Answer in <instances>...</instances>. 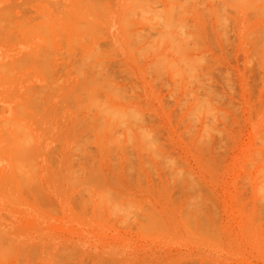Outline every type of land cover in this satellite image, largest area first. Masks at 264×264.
Masks as SVG:
<instances>
[{"label":"rangeland","instance_id":"obj_1","mask_svg":"<svg viewBox=\"0 0 264 264\" xmlns=\"http://www.w3.org/2000/svg\"><path fill=\"white\" fill-rule=\"evenodd\" d=\"M238 1L0 0V264H264V2Z\"/></svg>","mask_w":264,"mask_h":264},{"label":"bare ground","instance_id":"obj_2","mask_svg":"<svg viewBox=\"0 0 264 264\" xmlns=\"http://www.w3.org/2000/svg\"><path fill=\"white\" fill-rule=\"evenodd\" d=\"M37 1H38V0H37ZM44 1H45V0H44ZM170 1H171V0H170ZM172 1H173V0H172ZM240 1H243V0H240ZM240 1H238V2H240ZM251 1H252V0H251ZM28 2H29V1H28ZM54 2H55V1H54ZM227 2H228V1H227ZM244 2H245V0H244ZM257 2H260V1L257 0ZM263 2H264V0H263ZM46 3H47V2H46ZM56 3H57V2H56ZM56 3H55V4H56ZM235 3H236V2H235ZM240 3H241V2H240ZM52 4H53V3H52ZM224 4H225V3H224ZM224 4H223V6H225ZM227 4H228V3H227ZM230 4H231V2H230ZM233 4H234V3H233ZM233 4H232V5H233ZM236 4H237V3H236ZM250 4H251V3H250ZM252 4H253V3H252ZM252 4H251V5H252ZM255 4H256V3H255ZM170 5H172V4H170ZM245 5H246V4H245ZM32 6H33V5H32ZM50 6H51V5H50ZM52 6H53V5H52ZM52 6H51V7H52ZM174 6H176V5H174ZM174 6H173V7H174ZM233 6H234V5H233ZM233 6H232V7H233ZM53 7H54V6H53ZM229 7H230V6L228 5V8H229ZM174 8H175V7H174ZM220 8H221V7H220ZM53 9H54V8H53ZM224 9H226V7H225ZM230 9H231V8H230ZM54 10H55V9H54ZM221 10H223V9H221ZM53 12H54V11H53ZM56 12H57V11H56ZM225 12H226V10H225ZM58 13H59V12H58ZM61 14H63V13H61ZM45 16H46V15H45ZM45 16H43V18H45ZM41 17H42V16H41ZM20 18H21V17H20ZM24 18H26V17H24ZM10 19H11V18H10ZM10 19H9V20H10ZM47 19H48V18H47ZM141 19H143V18H141ZM147 19L149 20V18H145V20H147ZM150 19H151V18H150ZM224 19H225V18H224ZM143 20H144V19H143ZM153 20H154V19H153ZM153 20H152V21H153ZM222 20H223V19H222ZM225 20H226V19H225ZM23 21H24V20H23ZM159 21H160V19H159ZM169 21H170V19H169ZM169 21H166V22L168 23ZM4 22H5V21H4ZM30 22H31V21H30ZM47 22H48V20H47ZM65 22H66V21H65ZM143 22H144V21H143ZM145 22H146V23H149V22H147V21H145ZM163 22H164V21H163ZM171 22H172V21H171ZM174 22H175V21H174ZM22 23H23V22H22ZM25 23H26V22H25ZM152 23H153V22H152ZM156 23H157V21H156ZM176 23H177V22H176ZM3 24H5V23H3ZM28 24H29V23H28ZM48 24H49V22H48ZM159 24H160V23H159ZM168 24H169V23H168ZM170 24H171V23H170ZM46 25H47V24H46ZM177 25H178V24H177ZM9 26H10V25H9ZM19 26H20V25H19ZM55 26H56V25H54V27H55ZM157 26H158V25H157ZM157 26L155 25L154 27H157ZM164 26H165V28H166L167 24H164ZM168 26H169V25H168ZM168 26H167V27H168ZM4 27H5V26H4ZM16 27H18V26H16ZM57 27H58V26H57ZM57 27H56V28H57ZM159 27L161 28V26H159ZM177 27H178V26H177ZM37 28H38V27H37ZM45 28H46V27H45ZM157 28H158V27H157ZM165 28H163V29H165ZM6 29H7V28H6ZM19 29H20V28H19ZM167 29H168V28H167ZM167 29H166V30H167ZM3 30H4V29H3ZM49 30H50V29H49ZM63 30H64V29H63ZM152 30H153V29H152ZM177 30H178V28H177ZM10 31H11V30H10ZM55 31L57 32L56 29H55ZM153 31H154V30H153ZM170 31H171V30H170ZM170 31H169V33H170V35H171V32H170ZM179 31H180V30H179ZM18 32H19V31H18ZM59 32H60V31H59ZM154 32H158V31H154ZM5 33H6V32H5ZM9 33H10V32H9ZM13 33H15V32H13ZM50 33H51V31H50ZM180 33H181V32H180ZM182 33H184V31H183ZM182 33H181L180 36H182ZM7 34H8V32H7ZM32 34H33V33H32ZM34 34H35V33H34ZM57 34H58V33H57ZM174 34L176 35L177 33L175 32ZM174 34H173V35H174ZM49 35H50V34H49ZM161 35H162V37H163V33H162ZM177 35H178V34H177ZM224 35H225V34H224ZM31 36H32V35H31ZM159 36H160V35H159ZM180 36H179V37H180ZM188 36H189V38H190V35H189V34H188ZM11 37H12V36H11ZM164 37H165V35H164ZM185 37H186V36H185ZM191 37H192V36H191ZM51 38H52V37H51ZM172 38H173V37H172ZM183 38H184V37H183ZM183 38H181V39H183ZM189 38L187 37V40H186V41H188ZM10 39H11V38H10ZM48 39H49V38H48ZM159 39H160V37H159ZM165 39H166V37H165ZM174 39H175V37H174ZM191 39H192V38H191ZM191 39H190V40H191ZM178 40H179V39H178ZM190 40H189V41H190ZM47 41H48V40H47ZM142 41H143V40H142ZM148 41H150V40H148ZM160 41H161V40H160ZM175 41H176V39H175ZM184 41H185V39L182 40V43H183ZM1 42H2V41H1ZM15 42H16V41H15ZM24 42H25V41H24ZM50 42H51V41H50ZM158 42H159V40H158ZM162 43H163V41H162ZM168 43H169V42H168ZM184 43H186V42H184ZM184 43H183V44H184ZM188 43H189V42H188ZM190 43H191V42H190ZM10 44H11V43H10ZM160 44H161V42H160ZM172 44H173V46L176 47V45L178 46L180 43H179V44H175V42H174V43H172ZM174 44H175V45H174ZM183 44H181V45L184 46ZM7 45H8V44H7ZM146 46H147V45H146ZM169 46H170V44H169ZM171 46H172V45H171ZM173 46H172V47H173ZM179 46H180V45H179ZM179 46H178V47H179ZM188 46H189V45H187V47H188ZM143 47H144V46H143ZM190 47H191V46H190ZM173 48H174V47H173ZM181 48H182V47H181ZM52 49H53V47H52ZM158 49H159V48H158ZM176 49H177V48H176ZM179 49H180V48H179ZM182 49H184V48H182ZM49 50H50V49H49ZM177 50H178V49H177ZM191 51H193L192 48H191ZM176 52H177V51H176ZM187 52H188V51H187ZM52 53H53V52H52ZM174 53H175V52H174ZM177 53L179 54L180 51L177 52ZM181 53H182V52H181ZM185 53H186V52H185ZM191 53H192V52H191ZM182 54H183V53H182ZM189 54H190V52H189ZM37 55H38V54H37ZM50 55H51V54H50ZM25 56H26V55H25ZM32 56H33V55H32ZM32 56H31V57H32ZM43 56H44V54H43ZM45 56H46V55H45ZM47 56H49V54H48ZM189 56H190V55H189ZM20 57H21V56H20ZM187 57H188V56H187ZM187 57H186V58H187ZM157 58H158V56H157ZM181 58H183V57H180V59H181ZM186 58H185V56H184V59H182V60H184V61H183V64H184V62L186 61ZM188 58H189V57H188ZM193 58H194V56H193ZM193 58H189V59L192 60ZM42 59H43V58H42ZM167 59H168V58H167ZM189 59H188V60H189ZM155 60H156V59H155ZM161 60H162V59H161ZM23 61H24V60H23ZM167 61H168V60H167ZM177 61H178V59H177ZM189 61H190V60H189ZM170 62H171V61H170ZM174 62H175V61H173V63H174ZM186 62H187V61H186ZM190 62H191V61H190ZM12 63H13V62H12ZM168 63H169V62H168ZM179 63H181V60H180V62L178 61V64H179ZM196 63H197V61H196ZM6 64H7V63H6ZM185 64H186V63H185ZM0 65H1V64H0ZM155 65H156V64H155ZM157 65L159 66V64H157ZM157 65H156V66H157ZM160 65H161V64H160ZM175 65H176V64H175ZM187 65H188V67H190L189 64H187ZM3 66H4V65H3ZM161 66H162V65H161ZM173 66H174V65H173ZM176 66H177V65H176ZM176 66H175V67H176ZM178 66H179V65H178ZM185 66H186V65H185ZM191 66H192V65H191ZM22 67H23V66H22ZM168 67H169V66H168ZM168 67H167V68H168ZM171 67H172V66H171ZM0 68H1V67H0ZM13 68H14V67H13ZM23 68H24V67H23ZM35 68H36V66H35ZM159 68H161V67H159ZM172 68H174V67H172ZM178 68H179V67H177V69H178ZM183 68H184V67H183ZM192 68H193V67H192ZM11 69H12V68H11ZM16 69H17V68H16ZM180 69H181V68H180ZM184 69H185V68H184ZM184 69H183V70H184ZM190 69H191V67H190ZM171 70H172V69H171ZM174 70H176V69H174ZM181 70H182V69H181ZM186 70L189 71V69H186ZM186 70H184V75H185ZM191 70H192V69H191ZM34 71H35V70H34ZM36 71H37V70H36ZM158 71H159V70H158ZM8 72H9V70H8ZM30 73H31V72H30ZM11 74H12V72H11ZM33 75H34V74H33ZM33 75H32V76H33ZM38 76H39V75H38ZM1 77H2V76H1ZM25 77H26V76H25ZM2 80H3V79H2ZM15 80H16V79H15ZM24 82H25V81H24ZM25 90H26V89H25ZM15 93H17V91H16ZM25 93H26V92H25ZM29 94H30V93H29ZM9 95H11V94H9ZM14 96H15V95H14ZM19 96H20V95H19ZM6 97H7V96H6ZM6 97H5V99H6ZM31 98H32V97H31ZM7 100H8V99H7ZM23 100H24V99H23ZM29 100H30V99H29ZM31 100L33 101V99H31ZM32 101H31V102H32ZM29 102H30V101H29ZM23 103H24V102H23ZM24 105H25V104H24ZM16 106H17V105H16ZM19 106H20V105H19ZM21 107H22V106H21ZM2 108H3V107H2ZM30 108H31V107H30ZM106 109H107V108H106ZM109 109H111V108H109ZM24 110H25V109H24ZM114 110H116V108H115ZM17 111H18V109H17ZM107 111H109V110H107ZM117 111H119V110L117 109ZM123 111H124V110H123ZM114 112H115V111H114ZM121 112H122V109H121ZM121 112H120V113H121ZM108 113H109V112H108ZM122 113H123V112H122ZM24 114H25V113H24ZM101 114H102V113H101ZM103 114H104V113H103ZM106 114H107V112H106ZM110 114H111V110H110ZM115 114L117 115V113L115 112V113H114V116H112V119H113V118H116V117H115V116H116ZM123 114H124V113H123ZM123 114H122V116H123ZM29 115H30V114H29ZM112 115H113V114H112ZM32 116H33V115H32ZM122 116H121V114H120V117H122ZM126 116H127V115H125V117H126ZM105 117H108V116H105ZM110 117H111V116H110ZM118 117H119V115H118ZM23 118H24V117H23ZM76 118H77V117H76ZM108 118H109V117H108ZM123 118H124V117H123ZM127 118H128V117H127ZM24 119H25V118H24ZM27 119H28V117H27ZM32 119H34V118H32ZM103 119H105V118L103 117ZM112 119H111V120H112ZM117 119H118V120H117ZM117 119H116V120H117V122H118V121H119V118H117ZM128 119H129V118H128ZM12 120H13V119H12ZM14 120H15V119H14ZM14 120H13V122H14ZM73 120H74V119H73ZM36 121H37V120H36ZM45 121H46V120H45ZM120 121L123 123L122 120H120ZM7 122H8V121H7ZM47 122H48V121H47ZM47 122H46V125H47ZM74 122H75V121H73L72 123H74ZM103 122H104V121H103ZM112 122L115 123V120L112 121ZM112 122H111L110 124H112ZM125 122H126V121H125ZM36 123H38V122H36ZM36 123L33 122V124H35V125L37 126L36 129H40L39 124H36ZM72 123H71V125H72ZM76 123H77V122H76ZM4 124H5V123H4ZM15 124H16V125H15ZM119 124H120V122H119ZM12 125H15L16 127L18 126V128H19V125H20V124H19V123H13ZM102 125L104 126L105 124H102ZM117 125H118V124H117ZM124 125H125V124H124ZM131 125H132V124H131ZM15 126H14V128H15ZM47 126H49V124H48ZM47 126H46V128H47ZM108 126H109L108 129L111 128V125H108ZM113 126H114V125H113ZM122 126H123V125H122ZM132 126H133V125H132ZM5 127H6V126H5ZM7 127H8V126H7ZM21 127H24V126H21ZM38 127H39V128H38ZM119 127H121V126H119ZM46 128H45V129H46ZM48 128H49V127H48ZM127 128H129V127H127ZM21 129L24 130V128H21ZM103 129H104V127H102V130H103ZM124 129H126V128H124ZM1 130H2V128H1ZM14 130L16 131V129H14ZM14 130H13V132H14ZM100 130H101V129H100ZM21 131H22V130H21ZM26 131L28 132V130H26ZM107 131H108V130H107ZM119 131H120V130H119ZM121 131H122V130H121ZM135 131H136V130H135ZM2 132H3V131H2ZM17 132H19V131L17 130ZM22 132H24V133L26 134L25 131H22ZM113 132H114V131H113ZM127 132H128V131H127ZM127 132H126V133H127ZM138 132H139V131H138ZM3 133H4V132H3ZM11 133H12V132H11ZM24 133L21 134V135H23V140H24V137H25V136H24ZM114 133H116V132H114ZM117 133H118V131H117ZM129 133H130V135H131V134H134V133H131V132H129ZM129 133H128V134H129ZM139 133H140V132H139ZM141 133H142V132H141ZM4 134H5V133H4ZM12 134H13V133H12ZM12 134H11V135H12ZM119 134H120V133H119ZM137 134H138V133H137ZM15 135H16V134H14V136H15ZM28 135H29V134H28ZM109 135H110V133H109ZM111 135H113V134H111ZM126 135H127V134H126ZM140 135H142V134H140ZM4 136H6V134H5ZM8 136H10V135H7V137H8ZM14 136H12V137L14 138ZM18 136H19V135H18ZM31 136H32V135H31V132H30V137H31ZM100 136H101V135H100ZM116 136H117V135H116ZM127 136H128V135H127ZM132 136H133V135H132ZM132 136H131V137H132ZM134 136H135V135H134ZM15 137H16V136H15ZM26 137H27V136H26ZM118 137H121V136L118 135ZM128 137H129V136H128ZM131 137H130V139H131ZM10 138H11V137H10ZM18 138L20 139V137H18ZM28 138H29V136H28ZM112 138H113V137H112ZM122 138H123V137H122ZM3 139H4V138H3ZM21 139H22V138H21ZM26 139H27V138H26ZM26 139L24 140V142L26 141ZM29 139H31V138H29ZM32 139H33V138H32ZM32 139H31V142L29 141L30 143H32ZM109 139H110V138H109ZM127 139H128V138H127ZM139 139H143V138L140 137ZM262 139H264V138H262ZM262 139H261V140H262ZM8 140L11 141V139H8ZM13 140L16 141V138L13 139ZM17 140H18V139H17ZM23 140H21L22 142H18V141H17L18 144H19V143H21V145L25 144V143H23ZM27 140H28V139H27ZM110 140H111V139H110ZM121 140H122V139H121ZM131 140H132V139H131ZM10 141H9L8 143H10ZM14 141H11V142H14ZM99 141H100V137H99ZM143 141H144V139H143ZM259 141H260V140H259ZM4 142H5V141H4ZM17 142H16V143H17ZM100 142H101V141H100ZM126 142H129V141H126ZM131 142H132V141H131ZM140 142H142V141H140ZM8 143L6 144V147H7ZM108 143L111 144L112 142H111V141H108ZM143 143L146 144V142H143ZM143 143H142V145H143ZM261 143H262V145H263V143H264L263 140H262ZM28 144H29V143H28ZM28 144H27V145H28ZM32 144H33V143H32ZM104 144H105V143H104ZM115 144H116V143H115ZM117 144H118V143H117ZM124 144H125V143H124ZM128 144H129V143H128ZM134 144H135V143H134ZM145 144H144V145H145ZM27 145H26V146H27ZM29 145H30V144H29ZM33 145H35V144H33ZM33 145H32V146H33ZM112 145H113V144H112ZM255 145H256V144H255ZM258 145H259V144H258ZM24 146H25V145H24ZM24 146H22V147H24ZM26 146H25V147H26ZM119 146H120V145H119ZM6 147H5V149H6ZM13 147H14V146H13ZM18 147H19V145H18ZM123 147H125V146H123ZM3 148H4V147H3ZM20 148H21V147H20ZM27 148H28V147H27ZM32 148H34V147H31V149H32ZM31 149H30V151H31ZM21 150H22V149H21ZM5 151L7 152V150H5ZM30 151H29V150H28V151L26 150V152H28V153L34 152V151H31V152H30ZM6 152H5V154H6ZM21 152H22V151H21ZM260 152H261V151H260ZM13 153L15 154L16 152L13 151ZM256 154H257V152H256ZM15 155H16V154H15ZM29 155H30V154H29ZM260 156H261V158H263L262 155H260ZM24 157H25V156H24ZM30 157H31V156H30ZM30 157H29V158L26 157V158L28 159V160L26 159V162H28L29 159L32 158V157H31V158H30ZM259 158H260V157H259ZM13 159H14V158H13ZM22 159H24V158H22ZM13 161H14V160H12V162H13ZM16 161H17V160H16ZM30 161H31V160H30ZM251 161H252V160H251ZM251 161H249V162H251ZM261 161H263V160L261 159ZM23 162H25V161H23ZM256 162H258V161H256ZM28 163L31 164V162H28ZM253 163H254V161H252V164H253ZM23 164H24V163H23ZM23 164H22V166H23ZM34 164H35V163H34ZM34 164H33V165H34ZM248 164H249V163H248ZM248 164H247V165H248ZM252 164H251V165H252ZM254 165H255V164H254ZM254 165H253V166H254ZM16 166H17V165H16ZM20 166H21V165H20ZM28 166H29V165H28ZM35 166H36V165H35ZM18 167H19V165H18ZM23 167H24V166H23ZM34 168H36V167H34ZM262 168H264V167H262ZM25 169H26V168H25ZM27 169H28V168H27ZM263 170H264V169H263ZM263 170H262V172H263ZM26 171H27V170H26ZM22 172H23V171H22ZM22 172L20 171L19 173H22ZM29 172H30V170H29ZM27 174H28V173H27ZM34 174H35V172H34ZM15 175H16V174H15ZM20 175H21V174H20ZM28 175H29V174H28ZM30 175H31V174H30ZM261 175H263V174H261ZM21 177H23V175H22ZM28 177H29V176H28ZM261 177H262V176H261ZM261 177H260V178H261ZM17 178H18V177H17ZM24 178H25V177H24ZM26 178H27V177H26ZM256 178H257V177H256ZM262 179H263V178H262ZM24 180H25V179H24ZM28 180L30 181L31 179H28ZM17 181H18V180H17ZM189 181H190V180H189ZM189 181H188V182H189ZM257 181H259V179H258ZM21 182H22V180H21ZM24 182H26V181H24ZM190 182H192V181H190ZM22 183H23V182H22ZM26 183H27V182H26ZM186 183H187V182H186ZM263 183H264V181H263ZM188 184H189V183H188ZM188 184H187V185H188ZM190 184H193V182L190 183ZM25 185H26V184H24V186H25ZM260 185H261V183H260ZM260 185H258L257 187H259ZM193 186H194V185H193ZM263 186H264V185H263ZM189 187H190V186H189ZM21 188H22V187H21ZM261 188L263 189L262 186H261ZM257 189H258V188H257ZM262 189L259 188V191H262ZM263 190H264V189H263ZM21 192H22V191H21ZM257 192H258V191H257ZM257 194L259 195V192H258ZM261 194L264 195L262 192H261ZM259 196H260V195H259ZM260 197H261V196H260ZM262 197H263V196H262ZM257 200H258V199H257ZM257 200H256V201H257ZM261 200H262V199H261ZM250 202H251V201H250ZM257 202H259V200H258ZM193 203H194V202H193ZM259 203H261V202H259ZM262 203H263V202H262ZM195 204H196V203H195ZM191 206H193V205H191ZM196 207H197V205H196ZM197 208H198V207H197ZM256 209H257V208H256ZM197 213H198V212H197ZM189 214H192V212L190 213V211H189ZM190 216H191V215H190ZM195 216H196V215H195ZM195 218H196V217H195ZM252 218H253V216H252ZM151 219H152V218H151ZM158 219H159V218H158ZM189 219H190V218H189ZM191 219H192V218H191ZM191 219H190V220H191ZM196 219H199V218H196ZM155 220H157V219L155 218ZM200 220H201V219H200ZM153 221H154V220H153ZM159 221H160V220H159ZM159 221H156V223L159 222ZM151 222H152V220H151ZM161 222H162V221H161ZM152 223H153V222H152ZM188 223H189V222H188ZM158 224L162 225L160 222H159ZM186 225H187V224H186ZM189 225H190V224H189ZM187 226H188V225H187ZM198 226H199V225H198ZM188 227H189V226H188ZM192 227H193V226H192ZM196 227H197V226H196ZM208 228H209V227H208ZM190 229H191V228H190ZM207 230H208V229H207ZM196 231H197V230H196ZM198 231H199V229H198ZM208 231H209V230H208ZM209 232H210V231H209ZM193 233H194V232H193ZM195 233L198 234L197 232H195ZM211 235H212V234H211ZM202 237H203V236H202ZM205 238H206V236H205ZM1 239H2V238H1ZM1 239H0V240H1ZM7 239H8V238H7ZM1 241H3V240H1ZM1 241H0V242H1ZM2 245H4V244H2ZM5 245H7V244H5ZM5 245H4V246H5ZM10 246H11V245H10ZM1 247H3V246H1ZM5 248H6V246H5ZM3 249H4V247H3ZM8 249H9V246H8ZM0 252H1V251H0ZM4 252H5V251L3 250V252H1V253H4ZM6 252H8V253L11 254V252H13V251H9V250H8V251H6ZM5 254H6V253H5ZM10 254H8V255H10ZM6 255H7V254H6ZM8 255H7V256H8ZM3 256H4V255H3ZM3 256H2V257H3ZM2 257H1V260H2ZM5 257H6V256H5ZM10 258H12V257H10ZM4 259H5V261H6V258H4ZM4 263H6V262H4Z\"/></svg>","mask_w":264,"mask_h":264}]
</instances>
